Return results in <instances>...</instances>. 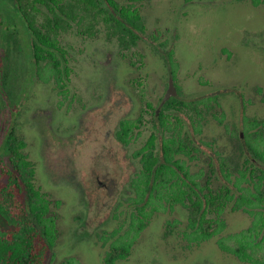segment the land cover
Returning <instances> with one entry per match:
<instances>
[{
	"label": "rangeland",
	"instance_id": "1",
	"mask_svg": "<svg viewBox=\"0 0 264 264\" xmlns=\"http://www.w3.org/2000/svg\"><path fill=\"white\" fill-rule=\"evenodd\" d=\"M115 1L140 11L146 31L136 45L125 47L101 20L80 11L60 36L70 68L65 92L44 71L30 101L38 118L27 134L33 137L35 184L52 201L59 230L52 264H106L108 253L127 243L128 257L116 264H251L219 245L234 248L250 241L263 254L264 224L254 216L264 211L260 206L246 207L251 214L233 210L251 187L242 181L236 188L239 173L233 169L227 181L221 167L222 160L225 168L240 165V146L252 157L247 122L264 123V0ZM171 76L177 99L217 95L220 103L202 107L198 133L194 113L167 112L182 119L199 147L194 159L179 155L185 168L200 187L211 178L214 189L227 186L235 193L221 216L226 227L198 244L186 236L189 210L182 204L157 211L138 234L132 228L138 222L133 181L141 170L134 154L154 132L153 111L160 109ZM138 118L140 127L124 144L117 137L121 121ZM258 142L254 146L263 152L264 135Z\"/></svg>",
	"mask_w": 264,
	"mask_h": 264
},
{
	"label": "trees",
	"instance_id": "2",
	"mask_svg": "<svg viewBox=\"0 0 264 264\" xmlns=\"http://www.w3.org/2000/svg\"><path fill=\"white\" fill-rule=\"evenodd\" d=\"M12 2L17 5L22 18L28 24V29L36 38L34 52L37 62H47L42 68V74L46 71L48 76L51 74L56 76L61 93L66 90L65 80L69 78L70 68L67 65L65 50L61 46L60 36L62 31L69 27L68 21L76 20L80 11L90 13L101 20L110 35L118 36L125 47L128 46V42L136 45L140 34L146 31L139 9L133 5H121L115 0L105 2L12 0ZM88 29L92 31V27ZM55 50L58 51V56L55 55ZM170 61L174 66L172 54ZM171 75L175 77V70ZM212 104L220 105L217 95L189 102L173 97L162 106L158 116L157 110L153 111V116L157 120V123H153L154 132L134 154L141 162V170L133 181L136 191L133 203L138 212V222L137 225L133 224L132 228L137 234L142 232L157 211L167 205L172 208L177 204H182L189 210L188 225L191 232L186 236L197 244L211 240L226 227L221 216L229 201L235 199V193L228 187L214 189L211 178L207 179L205 187L199 186L179 157L184 155L194 159L199 147H196L190 135L186 134L182 119L172 113L167 114L172 110L178 112L189 110L194 113L195 117L191 118L198 133L201 132L202 107L210 109ZM247 123L249 127L246 143L253 158H249L240 146L242 148L240 165L225 168L227 161L222 160L221 169L227 172L228 178L233 174V169L240 174V178H236L238 180L236 188L241 189L238 183L243 180L247 182L246 174L250 173V194L248 196L242 194L236 199L234 211L242 209L248 211L246 207L264 205V168L260 166L264 164V151L260 152L254 146L260 143L258 140L264 135V123L257 120ZM140 125L141 118L121 121L120 130L117 132L118 139L124 144H129L134 130ZM251 138L257 141L251 142ZM14 158L17 171L9 176V184L0 187V215L7 224L6 231L0 228V264H52L59 238L56 217L51 210L52 201L33 183L36 171L29 157L24 163L25 170H22V165L19 166V157ZM22 177L25 179V187L20 183ZM210 215L216 217H209ZM261 221L263 225L264 219L261 218ZM219 246L222 251L234 255L242 263L264 264V253L260 252L262 248L258 244L246 241L239 242L234 248L225 247L223 244ZM130 247L131 243H127L113 248L106 257V264H116L117 261L126 259Z\"/></svg>",
	"mask_w": 264,
	"mask_h": 264
},
{
	"label": "flooded vegetation",
	"instance_id": "3",
	"mask_svg": "<svg viewBox=\"0 0 264 264\" xmlns=\"http://www.w3.org/2000/svg\"><path fill=\"white\" fill-rule=\"evenodd\" d=\"M101 1L105 2L106 0ZM100 6L105 8L103 4H100ZM20 13L21 12L19 11L17 5L13 3L12 0H1L0 187L9 184V176L17 171V165L14 161V157H19V166L22 165V170H25L24 163L26 162L27 157H29V160L31 161L29 144L31 142L30 139H33V137L31 135L28 137L27 134L32 133L33 129H31L30 125L38 123V118L36 109L31 112L30 101L37 95V86H39L41 81H43L42 68L44 62L38 63L37 56L34 52V40L36 38L32 35L31 30L28 29V24L26 20L22 18ZM27 41L31 46L30 54H27L26 51ZM38 42L40 46H42L39 40ZM45 48L48 49V47ZM55 55H59L57 50H55ZM46 64L47 62H45V65ZM51 75L56 88H59L56 76L53 74ZM28 79H30V84L27 82ZM158 115L159 114H157V116ZM34 133H37L36 129L34 130ZM232 175L233 174L230 176ZM246 177L248 179L247 182L243 181L249 185L251 182L249 172H247ZM24 178L22 177V180L20 179L21 186L23 187H25ZM238 178H240V174L238 175ZM226 179L227 181H230L227 174ZM236 181L238 182L237 179ZM237 182H234L235 187ZM33 183L35 184V179ZM36 188L40 189V192H42L41 187ZM259 210L264 211V205L260 207ZM247 212L248 214L252 213L251 211ZM254 217L255 219L258 217L264 219V213H257ZM0 228H2L3 231L7 230V224L1 215Z\"/></svg>",
	"mask_w": 264,
	"mask_h": 264
},
{
	"label": "water",
	"instance_id": "4",
	"mask_svg": "<svg viewBox=\"0 0 264 264\" xmlns=\"http://www.w3.org/2000/svg\"><path fill=\"white\" fill-rule=\"evenodd\" d=\"M176 95H177V89H176V86H175V83H174V79L171 76L170 80H169V87H168L166 95H165V97H164V99H163V101L161 103L160 109L168 100H170L173 97H176ZM160 109L157 110V114H159ZM241 136H243V134H241Z\"/></svg>",
	"mask_w": 264,
	"mask_h": 264
}]
</instances>
